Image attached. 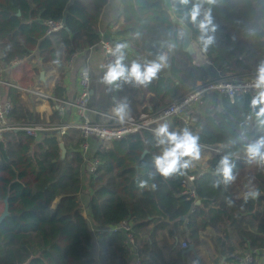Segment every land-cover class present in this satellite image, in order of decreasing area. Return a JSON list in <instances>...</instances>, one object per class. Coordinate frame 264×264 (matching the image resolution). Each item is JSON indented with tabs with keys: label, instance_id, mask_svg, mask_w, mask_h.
Returning <instances> with one entry per match:
<instances>
[{
	"label": "trees",
	"instance_id": "16d2710c",
	"mask_svg": "<svg viewBox=\"0 0 264 264\" xmlns=\"http://www.w3.org/2000/svg\"><path fill=\"white\" fill-rule=\"evenodd\" d=\"M107 3L0 0V63L9 67L37 52L44 62L56 65L60 52L64 54L53 90L58 102L50 101L51 117L27 107L23 92L8 86L7 97L13 105L10 125L63 124L58 107L68 101L66 69L76 54L100 46L99 22ZM122 5L125 24L109 41L131 46L126 64L152 60L160 53L168 56L167 66L147 87L125 85L115 91L116 98H128L131 117L157 113L190 94L199 83L218 81L219 75L212 72L216 67L231 79L253 78L258 62L264 59V0L205 4L211 7L217 25L215 43L207 50L197 39L198 31L184 24L191 30L192 42L214 67L196 64L184 50L185 31L173 21L166 0H122ZM190 8L191 4L173 1L178 20ZM49 21L63 22L65 29L49 35ZM140 90L150 96L146 105ZM251 97L237 95L232 101L216 92L211 107L197 113L200 123L194 129L200 145L223 146L224 150L221 155H210L208 170L195 182L199 201L194 212V200L184 194L185 175L149 178L155 172L152 158L159 154L149 131L121 140L93 139L89 160L99 166L96 173H90L87 187L90 213L81 199L88 163L81 153L79 131L71 129L64 136L43 132L39 138L22 130L4 133L0 139V206L4 212L7 200L9 215L0 224V264H187L181 237L188 248L193 244L196 249L203 235L214 247V264H244L247 257L252 259L250 264H257L264 251V169L246 162L243 145L264 133L258 132L255 118L248 119ZM182 128L181 121L171 126ZM61 145L66 149L64 158ZM226 153L233 154L237 180L224 191L211 187V182L213 169ZM141 180H147L148 186L141 188ZM249 188L259 189L260 195L245 202L242 193ZM122 223L132 227L137 256L131 253L128 234L115 231Z\"/></svg>",
	"mask_w": 264,
	"mask_h": 264
},
{
	"label": "clouds",
	"instance_id": "9594fccd",
	"mask_svg": "<svg viewBox=\"0 0 264 264\" xmlns=\"http://www.w3.org/2000/svg\"><path fill=\"white\" fill-rule=\"evenodd\" d=\"M178 2L181 5L191 4V8L179 17V21L182 25L191 24L198 31L197 39L202 45V49L207 50L215 43L217 25L214 22L211 7L206 8L205 4H215L216 0H178ZM126 48V44H116L110 50L111 62L102 66L104 70L101 82L107 86L109 92L122 90L125 85L147 87L167 66L168 56L166 53H160L152 60L145 59L143 62L133 60L130 64H126ZM249 87L254 90V94L249 102L248 119L255 118L258 132L264 133V59L258 62L255 76ZM110 111V118L118 124H124L131 117L128 98L125 96L116 99ZM153 137L154 147L159 149V154L152 158L155 172L149 174L150 179L157 174L163 178L184 175L194 162L201 158L202 148L199 137L193 134L188 127L179 130L171 129L168 120L162 118L161 122L153 129ZM243 150L249 165L264 169V134L250 139L243 145ZM236 167L232 153L221 156L212 171L215 178L211 182V187L214 189L223 188L226 191L237 180V174L234 171ZM147 186V180L140 181L141 188ZM259 195L260 190L255 188H249L242 193L245 202L255 199ZM228 203H232L231 199H228ZM193 264H196V261H193Z\"/></svg>",
	"mask_w": 264,
	"mask_h": 264
},
{
	"label": "built area",
	"instance_id": "2783aa9c",
	"mask_svg": "<svg viewBox=\"0 0 264 264\" xmlns=\"http://www.w3.org/2000/svg\"><path fill=\"white\" fill-rule=\"evenodd\" d=\"M49 27V35L58 33L65 29L63 22H52L46 23ZM100 47L103 54L102 66L107 65L112 60L110 50L115 47V45L109 41L103 39L100 43ZM204 55L206 53L203 51ZM78 54H76L69 66L71 67ZM127 62V58L125 63ZM20 64L19 61L13 62L8 66L2 68L0 67V139L4 133L13 130H22L27 135L39 138L43 132L57 131L61 136L66 135V133L75 129L81 133L83 144L81 147V153L84 160L89 165L91 173H96L99 163L97 161L89 160L91 145V139H97L98 141H114L121 140L127 136L139 134L142 131H149L153 133V129L161 122L162 118H166L170 125L175 124V121H181L184 127H188L193 134H196L194 127L200 123L197 113H205L207 108H210L212 104L214 93H220L227 95L232 101H234L237 95H253L254 90L249 87L252 79H231L229 76L222 74L218 71L219 80L208 83H199L197 88L185 97L175 100L172 104L160 110L157 113L149 112L142 114L140 117H130L124 124L116 123L112 118L108 124H98L94 123L91 119V109L90 103L92 98V73L89 64L86 63L80 70L78 74L80 91L78 97L74 101L63 102L58 109L63 116L68 108H74L76 114L79 117L77 123L72 124H55L48 126H24V127H13L9 122V115L13 110L12 102L7 97V92L5 88L12 85L3 81L2 77L4 72H7L8 68H14ZM206 64L210 67H214V63L206 57ZM102 67V73H103ZM16 88V87H15ZM21 92L24 88L17 87ZM29 94L36 96L39 100L43 101H54L58 102L53 95L40 90V89H29L26 91ZM202 147V146H201ZM206 150L209 155H221L223 154V146L218 147H202ZM208 158H200L199 161H195L193 166L186 171L184 185L186 186L185 195L189 199L194 200V208L192 212L195 211L197 203L199 201L198 195L196 193L195 182L199 177H202L208 170L207 162ZM131 225L128 223H122L121 226L116 230H122L128 234V241L131 245V253L133 256H137L134 249V238L131 233ZM188 245L186 242H182V249H187ZM252 262L251 257H247L244 264H250ZM138 264V263H137Z\"/></svg>",
	"mask_w": 264,
	"mask_h": 264
},
{
	"label": "crops",
	"instance_id": "0c3cea01",
	"mask_svg": "<svg viewBox=\"0 0 264 264\" xmlns=\"http://www.w3.org/2000/svg\"><path fill=\"white\" fill-rule=\"evenodd\" d=\"M76 0H72V3ZM173 1L174 0H166V6L168 7L170 14L172 15L173 20L177 19L175 14L173 13ZM89 2H87L88 4ZM122 0H108L106 7L101 15L100 22H99V31L102 35V38L105 40H110L114 37V35L122 28L125 24V18L123 16L122 11ZM185 33V32H183ZM185 35V34H184ZM195 48V53L191 54L194 58V61L198 65L206 64V56L204 55L203 51L193 43ZM131 46L128 44L126 48V52H131ZM63 54V51L60 53ZM64 55V54H63ZM129 57V55H127ZM102 60L103 54L101 47H97L94 49L87 50L83 53L78 54L76 57L73 65L66 69V88H67V97L68 101H74L80 91L79 86V70L86 64H89L91 73H92V98L90 103L91 119L93 121L99 120V122H106L109 121L111 118V108L112 106L109 105L111 101H115L118 99L116 98V93L109 92L108 88L105 84L101 82L102 73ZM63 61L60 58L58 64L54 65L52 63H47L40 58V55L37 52H34L30 57L21 61L20 64L14 68H8L7 72L3 74V81L12 85L11 87H20L24 89H40L44 87L47 93L53 95V90L55 84L60 76L61 68L63 65ZM130 61V57L128 58ZM0 67H6L4 63H0ZM216 67V66H215ZM214 69V68H212ZM210 69V70H212ZM218 68L216 67L212 70L213 73L217 72ZM41 74L44 75V79H42ZM141 88V87H140ZM7 90V88H5ZM42 90V89H40ZM7 92V91H6ZM143 90H140V93ZM114 93V94H113ZM141 95L145 96L144 101L145 105L150 102V96L144 95V92ZM115 96V98H113ZM120 98V97H119ZM24 102L27 107L30 109L35 110L42 116L51 117L53 114V106L50 101H43L39 99H35L28 95H23ZM79 121V117L76 114V110L74 108H68L63 115V124H72L77 123ZM94 139V138H93ZM93 139L90 140V145L93 144ZM203 158H210L209 153H201ZM206 163V162H201ZM208 167V165H207ZM85 174L84 178V186L85 189L83 194L81 195V199L86 206V209L90 213V197L87 194V187L89 185L90 180V169L89 165L85 167ZM88 207V208H87ZM187 239V238H186ZM185 241L183 237H181V243ZM172 243V240L169 241ZM95 249V248H94ZM99 250V247L97 246ZM97 250V252H98ZM196 254H189L186 255L187 264H193V261H196V264H214V258L216 256L214 247L208 240V238L203 235L201 238L200 244L197 246ZM99 254V252H98ZM99 257V256H98ZM257 264L264 263V251L257 257Z\"/></svg>",
	"mask_w": 264,
	"mask_h": 264
},
{
	"label": "water",
	"instance_id": "95a60500",
	"mask_svg": "<svg viewBox=\"0 0 264 264\" xmlns=\"http://www.w3.org/2000/svg\"><path fill=\"white\" fill-rule=\"evenodd\" d=\"M173 21L176 24L181 25L182 28L185 31V35H184V38H183L184 50L186 52L190 53V54H194L195 53V48H194V45H193V42H192V38H191V30L186 25H182L178 19H174ZM41 77H42V79H44V75L43 74H41ZM61 149H62V156L64 158L66 156V149H65L64 145H61ZM145 154H147V151L144 153V156H145ZM5 204H6L5 210L2 213V215L0 216V224L9 215V208H8V201L7 200L5 201ZM186 237H187V240L189 242H191L189 234H187ZM191 253L196 254L195 246L193 244H191L188 249L183 251V256L185 257L186 255H189Z\"/></svg>",
	"mask_w": 264,
	"mask_h": 264
},
{
	"label": "rangeland",
	"instance_id": "374dc122",
	"mask_svg": "<svg viewBox=\"0 0 264 264\" xmlns=\"http://www.w3.org/2000/svg\"><path fill=\"white\" fill-rule=\"evenodd\" d=\"M62 52V51H61ZM60 52V53H61ZM60 58L63 60L64 59V55L63 54H60ZM30 89V88H29ZM29 89H24V91H22L23 92V94H25V95H28V96H30V97H33V98H35V99H38L36 96H34V95H32V94H29V93H27L26 91L27 90H29ZM40 89H42L43 91H45L46 92V90L47 89H45L44 87H42V88H40ZM140 97H141V93H140ZM144 98V97H143ZM4 206H0V216H1V214L3 213V208ZM181 247H182V244H181Z\"/></svg>",
	"mask_w": 264,
	"mask_h": 264
}]
</instances>
